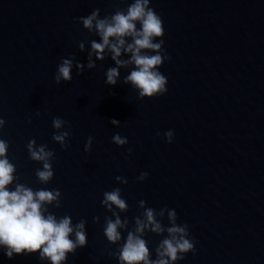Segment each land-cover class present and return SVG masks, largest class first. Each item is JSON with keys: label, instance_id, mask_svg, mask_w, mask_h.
<instances>
[{"label": "water", "instance_id": "95a60500", "mask_svg": "<svg viewBox=\"0 0 264 264\" xmlns=\"http://www.w3.org/2000/svg\"><path fill=\"white\" fill-rule=\"evenodd\" d=\"M131 2L0 0V139L8 142L16 182L58 189L61 206L48 205V211L70 216L73 224L85 221L87 245L63 264H118L109 255L118 245L103 235L111 212L100 204L113 188L128 205L119 213L128 218V230L143 211L140 200L157 211L174 209L177 224L188 225L195 252L174 264H264V0H150L163 21L158 39L171 58L158 69L167 77V92L150 98H138L123 82L134 66L119 69L116 85L105 84L106 70L116 66L110 55L93 56L95 67L79 75L75 68L76 62L87 65L90 41L99 42L77 18L94 9L103 18ZM70 56L73 78L56 84L58 64ZM53 117L71 124L64 129L70 132L67 148L52 140ZM168 130L171 143L163 135ZM117 133L128 142L113 143ZM31 139L54 152L47 184L35 175L42 164L29 159ZM141 172L148 173L142 181ZM161 223L170 226L167 213ZM120 231L122 244L127 231ZM165 235L143 237L151 258ZM0 264L50 262L38 253L10 259L0 247Z\"/></svg>", "mask_w": 264, "mask_h": 264}, {"label": "clouds", "instance_id": "9594fccd", "mask_svg": "<svg viewBox=\"0 0 264 264\" xmlns=\"http://www.w3.org/2000/svg\"><path fill=\"white\" fill-rule=\"evenodd\" d=\"M149 4L150 0H133L126 9L118 8L103 18L99 17V9H94L87 16L78 17L83 28L94 32L99 37V42L90 41L87 65L76 62L77 74L83 72L85 67H95L93 56L96 60H103L110 55L116 66L106 70L105 84L116 85L120 77L119 69L134 66L123 82L131 84L137 91L138 98L166 93L167 77L158 69L165 60L171 58L162 47L163 39H158L164 35L163 21ZM78 47L83 52L85 43L79 42ZM122 55H127L128 58L122 59ZM73 63L74 57L71 56L61 60L54 74L56 84L72 80ZM110 123L119 125L120 121L111 119ZM4 124V119L0 118V128ZM65 125L68 129L71 128V124L64 119L53 117L52 127L55 131L52 140L59 143L62 149L69 146L66 138L70 136V132L64 130ZM163 135L166 142H172V130ZM92 140V136L87 138L85 152L90 150ZM112 142L120 146L128 141L117 133L113 135ZM8 147V142L0 139V247L4 248L5 255L10 259L14 254L38 253V258L42 261L63 264L69 253H75L77 248L87 245L85 221L81 219L73 224L70 216L57 217L48 211V205L55 208L61 206L62 197L58 189L33 190L16 182V166L7 158ZM26 148L29 159L42 164V168L35 172L37 180L41 184H47L54 175L51 163L54 152L48 150L46 145H37L35 139L29 140ZM128 151L131 152L132 149L129 148ZM147 176V172H141L137 179L142 181ZM115 179L120 183H127L124 177L117 176ZM13 184L14 188L10 189L9 186ZM100 204L111 212V217H104L103 235L110 244L118 245L115 251L109 252L110 256L116 257L118 264H174L182 260L185 253L195 252L194 243L189 238L188 225L177 224L174 209L162 207L157 211L145 207V201L140 200L139 208L143 211L133 217L134 226L128 230V218L122 220L119 215L128 210L119 188L105 191ZM165 213L170 226L161 223ZM93 222H99V217L94 216ZM121 229L127 231L122 244L119 243L122 240ZM147 232L157 235L166 233L154 249V259L151 258L148 241L143 238Z\"/></svg>", "mask_w": 264, "mask_h": 264}]
</instances>
